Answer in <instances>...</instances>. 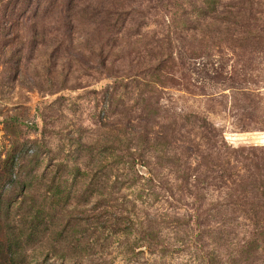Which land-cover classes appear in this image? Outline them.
Listing matches in <instances>:
<instances>
[{"label":"rangeland","instance_id":"rangeland-1","mask_svg":"<svg viewBox=\"0 0 264 264\" xmlns=\"http://www.w3.org/2000/svg\"><path fill=\"white\" fill-rule=\"evenodd\" d=\"M0 264H264V0H0Z\"/></svg>","mask_w":264,"mask_h":264}]
</instances>
